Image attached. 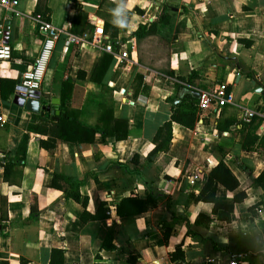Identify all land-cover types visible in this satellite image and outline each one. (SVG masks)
<instances>
[{"label":"crops","instance_id":"obj_1","mask_svg":"<svg viewBox=\"0 0 264 264\" xmlns=\"http://www.w3.org/2000/svg\"><path fill=\"white\" fill-rule=\"evenodd\" d=\"M36 1L18 0L12 10L0 8L3 39L11 48V57L0 60V195L7 200V218L0 222V264H20V258L48 264L52 247L63 249V264H227L231 258L264 264V192L251 184L264 169V151L240 146L247 111L263 119L256 132H264V94L259 91L264 88V0H76V5L46 0L48 21L61 33L40 86V105L58 109L62 81L71 79L64 94L72 115L88 126L97 123L102 92L92 76L109 40L106 33L104 40H94L99 25L116 31L119 44L107 52L112 59L101 83L112 91L113 118L128 124L122 140L96 132L91 143L56 139L50 148L41 145L47 135L26 132L29 122L40 124L33 114L43 111L33 113L12 102L21 73L41 48ZM163 7L169 11L168 22L158 23L154 33L136 43L131 33L139 24L156 21ZM118 50L127 51L126 62L117 63L113 53ZM191 70L197 71L196 87L184 89L212 95L223 86L229 101L199 108L191 129L172 122L168 150L147 161L157 128L171 114L166 99L175 95V79L166 72L186 77ZM135 74L142 76L136 94L131 88ZM177 94L182 95L180 89ZM52 98L59 103L52 104ZM217 121L227 127L216 128ZM25 133L23 160L3 181L2 165L20 158L16 151ZM219 160L238 186L229 191L214 183L215 198L244 193L228 221L213 214L212 203L195 196ZM53 174L83 180L79 194L86 199L84 208L64 196V181L52 184ZM30 194L36 196L38 215L23 223ZM148 194L159 195L155 207L116 214L121 198L144 200ZM99 205L108 208L103 220L102 211L95 219L81 220L84 209L93 215ZM108 229L115 247L103 249ZM177 245L182 259H171Z\"/></svg>","mask_w":264,"mask_h":264},{"label":"trees","instance_id":"obj_2","mask_svg":"<svg viewBox=\"0 0 264 264\" xmlns=\"http://www.w3.org/2000/svg\"><path fill=\"white\" fill-rule=\"evenodd\" d=\"M69 2L76 5V0H68ZM168 10L166 7H163V13H161L156 21H153L149 24H139L137 29L131 33V36L135 39L136 43L140 39L154 33L155 27L158 23H167L168 22ZM50 10L46 6V0H37L34 9V15H40L44 20L49 19ZM82 15V14H81ZM80 15V17H81ZM103 32L108 35V41L111 43L113 49L117 47L119 42L116 40V31H110L107 28H103ZM90 39V38H89ZM112 56L110 53L103 52L100 56L94 72L93 80L99 84L101 95L97 102V105L100 109L99 115L97 117V123L94 126L85 125L77 120L76 117L72 115V109L66 101L65 88L73 82L71 79H66L62 81L61 91H60V104L58 109L60 115L57 118H53L48 112H40L35 116H38L41 121L40 124H31L28 123L26 132L28 131H38L39 133L47 135V140L41 142L45 148L53 147L56 139H62L65 141H71L75 143H91L93 141L94 135L96 132H99L101 135H108L113 137L116 140L125 139L128 135V124L124 119L113 118L112 116V104H111V94L112 91L107 86L101 83V79L105 74ZM167 75L174 78L175 85V95L172 98H167L166 101L170 104V118L160 125L153 137L154 147L147 154V161L153 158L159 152H166L170 145L171 139V123L176 122L187 128H193L194 124L198 120V99L191 96L189 93L182 94L178 97V90L183 87H196L194 79L197 77V71L191 70L186 77L174 76L171 71L166 72ZM142 76L135 74L131 88L133 93L136 94V84L141 83ZM146 91V86L143 85L142 89ZM201 91H208L206 89H201ZM225 93L228 94V89L225 88ZM263 119L253 114L247 124V130L240 144L241 149L244 151H253V152H262L264 151V132L260 135L257 134V129L260 122ZM235 121V120H234ZM232 123V122H231ZM230 124V123H229ZM216 128H226L224 124L220 121H217ZM26 133L22 135L20 142L17 147L16 155L19 151L21 152L20 158L17 160H9L7 163L3 164V181L7 179L8 174L13 172V167L19 164L20 160H23L24 152H22V144L25 143ZM24 151V150H23ZM209 178L204 182L199 193L196 196L197 199L210 202L213 204L212 212L217 216L218 219L228 221L230 214L232 212V207L234 203L240 202L244 193L238 192L232 196L229 200L216 199L214 196V183L222 184L229 191L234 190L238 186V181L231 173V171L225 166L222 160H219L216 165L209 171ZM64 181L68 187L64 188V196L72 198L74 201L80 203L83 208L85 207L86 199L81 198L79 194V186L83 183V180H71L69 178L53 174L52 175V184L54 185L55 180ZM251 184L259 187L264 192V169L256 176L251 178ZM58 187H60L58 185ZM159 195L148 194L147 197L142 200L137 197H127L121 198L120 201L115 205V212L119 216L133 215L136 213L144 212L150 208L155 207ZM6 196L0 195V222L7 218L6 216ZM102 211L104 215L101 216L102 220L106 217L105 212L108 211V208H102L98 206L95 214H88L85 209L82 212L80 218L81 220H86L87 218L95 219L97 214ZM37 201L34 194H30L29 197V213L26 218H22L23 223H28L37 218ZM113 231L108 229L105 233V237L102 240L100 248L109 249L114 248L112 245L111 239ZM164 239L167 238L166 230L163 235ZM106 238H109L106 240ZM178 257L182 259V253L180 246L177 245L174 251L170 254V258L174 259ZM97 259H100L97 256ZM20 264H28V261L24 258H20ZM64 263V251L62 248L52 247L49 252V261L48 264H63ZM93 264H104L101 261L94 262Z\"/></svg>","mask_w":264,"mask_h":264},{"label":"built area","instance_id":"obj_3","mask_svg":"<svg viewBox=\"0 0 264 264\" xmlns=\"http://www.w3.org/2000/svg\"><path fill=\"white\" fill-rule=\"evenodd\" d=\"M18 4V0H0V8L12 10ZM37 22V31L42 36L41 48L39 53L34 59L32 66L21 73L20 80L15 87L14 95L21 94L24 98L33 95V92L40 90L41 83L44 78L45 71L51 56V52L55 46L57 39L60 36V30L54 27L49 21L44 20L40 15H35ZM3 30L0 27V60H8L11 57V48L3 39ZM93 38L96 42L104 40L105 35L102 26L94 28ZM70 41H75V38H70ZM106 52L112 53V45L109 41L103 45ZM117 63L121 64L127 60V51L118 50L113 53ZM229 93H225V88L219 86L218 89L212 94L202 93L198 99V107L206 108L211 101H214L217 106H222L229 101ZM254 113L247 111L242 117L244 123H248ZM1 119V118H0ZM227 264H241L236 258L229 259Z\"/></svg>","mask_w":264,"mask_h":264},{"label":"water","instance_id":"obj_4","mask_svg":"<svg viewBox=\"0 0 264 264\" xmlns=\"http://www.w3.org/2000/svg\"><path fill=\"white\" fill-rule=\"evenodd\" d=\"M259 91H262V93L264 94V88L260 87ZM180 92H181V94L189 93L191 96H193L196 99H199L201 96V93L199 91H195V90H189V89L181 88ZM39 98H40L39 92L35 91V92H33V95H31L30 97H28L26 99L21 94L14 95L12 98V102L15 105H17L19 107H23L30 112L36 113L39 110L47 111L50 113V115L57 118V116L60 113L59 110L58 109H51L50 106H48V105H40ZM50 102L52 104L57 105L59 103V99L58 98H52Z\"/></svg>","mask_w":264,"mask_h":264},{"label":"rangeland","instance_id":"obj_5","mask_svg":"<svg viewBox=\"0 0 264 264\" xmlns=\"http://www.w3.org/2000/svg\"><path fill=\"white\" fill-rule=\"evenodd\" d=\"M209 90H210V88H209Z\"/></svg>","mask_w":264,"mask_h":264}]
</instances>
